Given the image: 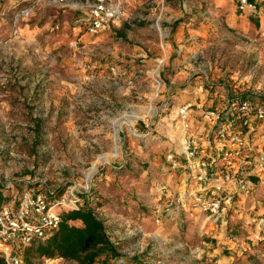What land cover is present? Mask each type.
<instances>
[{
    "label": "rangeland",
    "instance_id": "374dc122",
    "mask_svg": "<svg viewBox=\"0 0 264 264\" xmlns=\"http://www.w3.org/2000/svg\"><path fill=\"white\" fill-rule=\"evenodd\" d=\"M5 1L0 187L13 197L27 190L51 201L75 195L118 249L110 264H214L205 244L209 223L193 222L188 208L156 222L154 209L166 199L172 171L170 183L180 186L181 169L167 156L181 164L173 125L183 103L197 99L221 110L248 99L264 106V0H249L255 14L241 12L239 0H105L122 16L97 41L82 38L86 13L49 0ZM85 1L95 0L67 3ZM29 7L30 16L15 22L17 10ZM236 225L250 227L242 216ZM243 257L236 264H260L248 251ZM26 259L78 264L38 259L33 249Z\"/></svg>",
    "mask_w": 264,
    "mask_h": 264
},
{
    "label": "built area",
    "instance_id": "2783aa9c",
    "mask_svg": "<svg viewBox=\"0 0 264 264\" xmlns=\"http://www.w3.org/2000/svg\"><path fill=\"white\" fill-rule=\"evenodd\" d=\"M49 1L86 13L85 32L90 36L107 32L122 16L119 5L105 0L75 4L67 3L68 0ZM238 8L248 14H255L258 10L257 5L249 0H239ZM31 11L30 7L18 9L14 21L25 20ZM13 32L17 33L16 30ZM199 91L202 92L203 88L200 87ZM193 111L198 113L195 116L197 127L202 129L208 140L204 146L196 140L191 126ZM173 129L180 149V154L175 153L184 159L182 165H194L198 169L191 180L202 183L205 190L198 193L186 189L176 201L168 193L164 202L154 209L158 216L156 222L161 214L168 215L173 209L181 211L188 208L209 215L214 223L226 225L224 220L232 215L236 200L250 198L257 181L264 176V106L248 99H238L226 102L219 110L217 107L204 109L202 102L199 105L194 101L186 102L177 110ZM180 137L182 143L179 142ZM167 159L174 169L181 166L172 155H168ZM189 183V179L186 180V184ZM207 186L210 188L207 189ZM203 192H210L211 197H203L200 194ZM79 202L75 195L52 201L36 191L27 190L19 196L14 195L11 203L0 208V259L5 264H23V253L57 229L60 213L77 210ZM248 224L253 228L252 241L255 245L264 243V219L252 218ZM246 251L249 252L250 248Z\"/></svg>",
    "mask_w": 264,
    "mask_h": 264
},
{
    "label": "crops",
    "instance_id": "0c3cea01",
    "mask_svg": "<svg viewBox=\"0 0 264 264\" xmlns=\"http://www.w3.org/2000/svg\"><path fill=\"white\" fill-rule=\"evenodd\" d=\"M15 3V0H6L5 4H8L10 2ZM24 0H19L18 3L23 2ZM79 21H83L79 20ZM114 26V23H113ZM85 28V26H84ZM85 35L82 36V38L85 36L91 38H95V41H97L96 38L100 37V34L97 36H90L86 32ZM200 100H195V104L199 105ZM198 109V106H196ZM197 112V111H196ZM193 111V115L190 117V122L192 129H194V135H196V140L201 145H206L208 140L203 135L202 129H199L197 127V120L195 118L198 113ZM197 127V128H196ZM202 131V133L200 132ZM177 142V143H176ZM176 147L178 148V140L175 141ZM180 154V149H178ZM184 162V159L181 157V163ZM181 169V178L179 180V189L175 191L176 188L174 186L178 185V183H170L171 179L176 178L175 172L172 171L170 173V179H168L169 183H166L163 190L167 193L166 195L171 194L173 197V200L176 201L177 197L179 195H182L186 189H189L190 192H202L204 189V185L202 183H194L192 177L198 172L197 168L194 165H182L178 168H175L174 170ZM263 177V178H262ZM260 176L262 180L259 182L257 181V187L252 193L251 197H243L240 201L239 199L236 200L235 209L232 212V215H230L224 222L226 225H223L221 222L214 223L212 219H210L209 215L202 214L193 210H190L189 215H191L192 221L196 222L197 220L203 224L209 223V229L211 233L212 240L209 243H205L207 247L211 248V257L214 261V264H236L241 257L244 259L243 254L246 252V249L250 248V251L248 252L249 256H253L258 258V261L260 264H264V243L260 245H255V243L252 241L253 238V228L250 226L244 227V229H240L239 226H237V222L239 217L242 216L243 223L246 224L248 221L252 218L256 219H264V176ZM189 179V184H186V180ZM255 180V179H254ZM256 181V180H255ZM199 188V189H198ZM207 189L210 188V186L206 187ZM162 190V189H160ZM203 197L209 198L210 192H203L200 193ZM165 195V196H166ZM185 210V209H184ZM188 210V211H189ZM186 212V211H184ZM187 213V212H186ZM189 213V212H188ZM197 221V222H198ZM214 239V241H213ZM254 258V259H256ZM236 260V261H235ZM254 260H250V263L247 262L246 264H251ZM243 262V261H242ZM240 262V264H245Z\"/></svg>",
    "mask_w": 264,
    "mask_h": 264
},
{
    "label": "trees",
    "instance_id": "16d2710c",
    "mask_svg": "<svg viewBox=\"0 0 264 264\" xmlns=\"http://www.w3.org/2000/svg\"><path fill=\"white\" fill-rule=\"evenodd\" d=\"M6 193L8 195H4ZM12 200L9 190L0 187V208ZM31 249L38 259H63L78 264H110L120 258L118 249L106 233L103 221L87 205L61 212L57 229L26 251ZM26 263L30 264L28 259ZM0 264H5L2 259Z\"/></svg>",
    "mask_w": 264,
    "mask_h": 264
},
{
    "label": "bare ground",
    "instance_id": "6f19581e",
    "mask_svg": "<svg viewBox=\"0 0 264 264\" xmlns=\"http://www.w3.org/2000/svg\"><path fill=\"white\" fill-rule=\"evenodd\" d=\"M156 83L159 84L157 81H156ZM147 114H148V115H152V114H153L152 109H148ZM170 137L172 138L171 140H175V138H174L172 135H170ZM115 138H116V137H115ZM179 142L182 143V137L179 138ZM116 155H117V149L115 148V152H114V154H113L111 157H115ZM99 161H100V162H103V161H105V159H104V158H99L98 162H99ZM95 165H97V164H95ZM95 165L93 166V168L91 169L90 173L88 174V176H87V181H88L89 178L94 174L95 169H96ZM49 264H52V263H49Z\"/></svg>",
    "mask_w": 264,
    "mask_h": 264
}]
</instances>
